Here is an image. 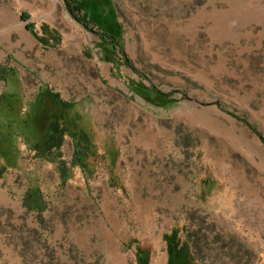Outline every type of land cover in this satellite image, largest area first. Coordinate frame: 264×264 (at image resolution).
I'll use <instances>...</instances> for the list:
<instances>
[{
	"label": "rangeland",
	"instance_id": "374dc122",
	"mask_svg": "<svg viewBox=\"0 0 264 264\" xmlns=\"http://www.w3.org/2000/svg\"><path fill=\"white\" fill-rule=\"evenodd\" d=\"M105 3L112 25L93 0H0V264H169V237L188 264H264V0ZM42 84L97 149L87 175L68 136L66 179L31 147Z\"/></svg>",
	"mask_w": 264,
	"mask_h": 264
},
{
	"label": "trees",
	"instance_id": "16d2710c",
	"mask_svg": "<svg viewBox=\"0 0 264 264\" xmlns=\"http://www.w3.org/2000/svg\"><path fill=\"white\" fill-rule=\"evenodd\" d=\"M67 10L75 17V10L68 2H65ZM98 0H93V4L90 5V9L95 18H101V21L108 25L114 23L113 12L111 6L108 3L102 4L98 7ZM85 16L88 12V8L84 7ZM77 20L84 24L83 20L77 18ZM46 29V28H43ZM46 32V30H45ZM44 32V33H45ZM103 35L102 39L104 43L109 46L111 52H116L120 46L117 35L111 33H100ZM38 41L43 45L54 46L57 41L46 40L43 36L37 37ZM118 46V47H117ZM121 60L127 63L126 56L122 53ZM0 80L7 81V72L0 69ZM134 72L138 75V72L134 69ZM42 87V88H41ZM41 91L46 92L47 96L54 103V108H30L27 114L26 120H23V124L31 130L33 126L38 129V139L33 142L31 147L36 153L44 154L47 158H58V169L62 179L68 177L66 173L65 161L61 157V146L63 140L68 136L72 142L73 155L75 163L86 173L89 172V160L94 161L97 157V149L90 138V136L82 129L79 124V120L76 117L69 115L68 111L70 104L62 100L59 95L52 91L47 85L42 84ZM154 96L158 99L164 100V96L161 98V93L151 88ZM167 103H173V100H167ZM32 131V130H31ZM25 206L28 209L42 210L44 208V202L41 197V193L37 188H30L24 197ZM168 256L169 264H188V249L186 244L179 245L174 237H169L168 240ZM136 264H148L147 256H144L141 251L136 252Z\"/></svg>",
	"mask_w": 264,
	"mask_h": 264
}]
</instances>
